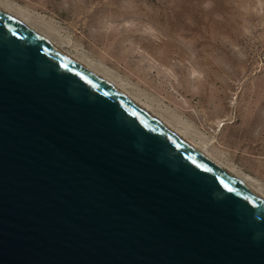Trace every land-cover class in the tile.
<instances>
[{
    "label": "water",
    "instance_id": "obj_1",
    "mask_svg": "<svg viewBox=\"0 0 264 264\" xmlns=\"http://www.w3.org/2000/svg\"><path fill=\"white\" fill-rule=\"evenodd\" d=\"M0 264H264V199L0 8Z\"/></svg>",
    "mask_w": 264,
    "mask_h": 264
},
{
    "label": "rangeland",
    "instance_id": "obj_2",
    "mask_svg": "<svg viewBox=\"0 0 264 264\" xmlns=\"http://www.w3.org/2000/svg\"><path fill=\"white\" fill-rule=\"evenodd\" d=\"M264 188V0H0Z\"/></svg>",
    "mask_w": 264,
    "mask_h": 264
},
{
    "label": "bare ground",
    "instance_id": "obj_3",
    "mask_svg": "<svg viewBox=\"0 0 264 264\" xmlns=\"http://www.w3.org/2000/svg\"><path fill=\"white\" fill-rule=\"evenodd\" d=\"M0 8L17 18L19 21H21L23 24L28 26L30 29H32L34 32H36L38 35L43 37L45 40H47L49 43L54 45L56 48L61 50L63 53L68 55L70 58L75 60L77 63L85 67L87 70L92 72L94 75L108 83L111 87L116 89L118 92H120L122 95L127 97L129 100L134 102L136 105H138L140 108L145 110L147 113L152 115L154 118L159 120L161 123H163L165 126H167L169 129H171L173 132H175L177 135H179L182 139H184L186 142H188L190 145H192L195 149H197L199 152H201L203 155H205L207 158H209L211 161H213L215 164L220 166L222 169H224L226 172L231 174L233 177H235L237 180H239L241 183L246 185L248 188H250L252 191L257 193L259 196H261L264 199V188L263 186L253 177L250 175L242 172L240 169H237L236 167H228L219 160H217L213 154L209 151V149L205 146L204 143H195L187 137L186 133L182 132L181 130L174 127L170 122H168L166 119L155 113L149 106L143 104L139 99L132 96L124 86L120 85L118 82L114 80L112 75L107 72L106 70L102 69L99 65H96L93 62L87 61L83 58H79L76 56H73L71 53L66 51L63 46L58 44V42L52 40L46 33L36 29L33 25L30 24L29 19L24 16L22 13H15L10 6H6L4 3L0 1Z\"/></svg>",
    "mask_w": 264,
    "mask_h": 264
}]
</instances>
